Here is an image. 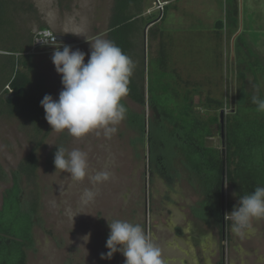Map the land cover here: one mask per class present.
I'll use <instances>...</instances> for the list:
<instances>
[{"label":"rangeland","instance_id":"1","mask_svg":"<svg viewBox=\"0 0 264 264\" xmlns=\"http://www.w3.org/2000/svg\"><path fill=\"white\" fill-rule=\"evenodd\" d=\"M29 4L31 11L18 7L11 13L16 24L15 40L24 48H30L25 47V38L40 24L54 32L72 35L76 44L65 45L84 52L85 63L90 43L98 38L107 39L113 0H30ZM162 4L161 0H144V16H151L150 22L158 23ZM225 7L226 0H174L166 7L162 23L148 26L145 34L147 24L144 26L139 42L144 64L163 48L167 69L181 76L182 85L184 82L198 85L204 94L208 92L211 97L221 99L223 108L209 111L217 117L220 110L231 112L230 62L225 57L217 63L221 47L215 38L217 33L221 34L216 23L224 22ZM149 28L156 30V39L148 36ZM87 31L100 36L88 40L84 36ZM54 50L45 48L36 53L33 62L48 95L57 99L62 85L51 61ZM243 57L248 61L255 56ZM246 65L235 62V98L242 87L252 97L260 90L264 92L261 85L256 91L251 77L255 73L264 81V65L251 62L252 67L248 65L251 75L245 70ZM239 72L242 75L246 72L243 80ZM198 100L195 96V103ZM121 103L126 108L125 117L115 125L117 131L110 138L105 137L103 130H94L76 139L67 130L52 131L46 120L42 124V133L46 129L49 132L36 151L39 207L32 229L33 245L26 249V264H124L125 258L119 252L111 259H101V254L108 251L107 222L116 219L141 225L146 236L160 248L164 264H193L195 254L191 246L197 250L194 253L199 264H264V218L253 219L242 235L233 233L228 215L238 202L233 191L224 183L222 215L217 196L210 199L205 195V188L185 166L181 155L169 147L159 125H150L148 107L124 97ZM33 133L31 126L21 119L0 116V166L7 175L6 180H0V206L4 191L12 185V173L40 139ZM207 145L220 148L218 129H214ZM56 147L87 153L88 175L83 181L75 182L69 174L55 170L49 156ZM163 167L166 175L162 174ZM99 171L109 172L110 178L94 184L90 177ZM19 185L23 197L28 198L23 178ZM86 189L95 193L90 201L84 195ZM222 224L224 238L220 240ZM188 233L194 241L183 238Z\"/></svg>","mask_w":264,"mask_h":264},{"label":"trees","instance_id":"2","mask_svg":"<svg viewBox=\"0 0 264 264\" xmlns=\"http://www.w3.org/2000/svg\"><path fill=\"white\" fill-rule=\"evenodd\" d=\"M29 1L0 0V116L21 119L31 126L35 138L40 137L35 148L17 165L11 176L12 185L2 196L0 264H26V249L33 245L32 229L39 207L36 184L39 162L36 151L43 145L44 137L49 132V129L43 133L41 131L45 112L40 105L48 93L33 62L34 55L26 54L28 49L18 45L15 40L16 24L11 17L18 7L31 11ZM166 7H162L158 23L164 20ZM144 13V0H113L106 37L129 56L134 65L128 94L124 98L141 107H148L150 125H159L164 136H167L165 141L169 147L181 155L185 166L205 188V195L210 199L217 196L220 212L222 182L237 198L251 193L258 186H264V113L256 110L257 105L252 102L253 97L248 96L245 87L240 88L234 111L224 116V138L220 148L208 146L207 140L213 136L214 129L220 133L219 119L216 115H210L209 111L222 109L223 102L211 97L208 92L204 94L198 85L189 82L182 85L181 76L167 69L163 48L144 64L139 42L144 26L152 18L144 16ZM216 25L221 26L222 22L218 21ZM225 25L234 29L237 26L236 0H226ZM45 28L48 29L45 24H40L38 29ZM32 35L25 38V47L31 45ZM156 35V30L149 28L151 40ZM238 75L244 79L242 73ZM253 80L258 91L259 84H264V81L257 78L255 73ZM5 86H9L13 92L24 89L25 93L18 102L7 105L3 100L8 93ZM256 95L264 98L262 90ZM195 96L199 98L197 103ZM129 115L131 117V113ZM56 150L54 148L50 153V162L54 160ZM162 174L166 175L165 167ZM6 178L0 166V180ZM21 178L27 183L28 198L23 197L19 185Z\"/></svg>","mask_w":264,"mask_h":264},{"label":"clouds","instance_id":"3","mask_svg":"<svg viewBox=\"0 0 264 264\" xmlns=\"http://www.w3.org/2000/svg\"><path fill=\"white\" fill-rule=\"evenodd\" d=\"M85 55L68 45L62 51L60 47L53 51L51 61L61 76L62 90L57 99L46 94L40 105L52 131L67 130L70 136L80 139L94 130H103L105 137L110 138L117 131L115 125L125 117L126 108L121 99L128 94L134 65L113 41L103 38L90 43L87 63ZM252 102L258 112L264 113V98L254 96ZM56 149L55 170L69 174L75 182L83 181L88 175L87 153L80 149ZM109 178V172L99 171L90 180L98 184ZM84 195L90 201L95 193L86 189ZM228 215L232 219V231L237 235L250 228L253 219L264 218V186L240 196ZM107 224L108 251L101 254V259H111L119 252L125 258L124 264H164L160 248L146 236L141 225L119 219Z\"/></svg>","mask_w":264,"mask_h":264},{"label":"crops","instance_id":"4","mask_svg":"<svg viewBox=\"0 0 264 264\" xmlns=\"http://www.w3.org/2000/svg\"><path fill=\"white\" fill-rule=\"evenodd\" d=\"M161 2L163 3V7L164 6L168 7L169 5L173 4L174 0H161ZM236 5L239 9L237 11L236 28L234 29L232 26L230 27L226 26L224 19L222 25L218 26L217 28L219 29L218 31H220L221 34L219 33H217L216 35L214 34L217 40L216 42L218 43L219 47H221V55H219L221 59L217 63L219 64L220 62H223V59H225V57H228L230 62L231 55H233L234 61L237 62L238 64L240 65L247 64L245 70L249 73L248 65L251 66V62L256 63L257 65L260 64L264 65V0H236ZM184 12L187 14L186 9ZM152 25H154V23H152L151 26ZM89 32L90 31L84 33L85 38H87L88 40L89 38L91 40L92 37L94 38L95 36L96 37L100 36V35H94V33L92 35ZM63 33L66 34L67 32L63 31ZM254 35L255 38H253ZM225 38H228L227 40H229L228 41L229 50H230L229 55L226 52L227 40H225ZM248 55H254L255 57H251V59L247 61L245 59L247 57H243V56H248ZM245 74L246 72L243 73L244 78L246 77ZM251 77L253 78V76ZM259 85L263 86L264 88V84H259ZM185 237L186 239H188V241L189 240L193 241L190 233H188V235L183 236V238ZM192 245L194 244L192 243ZM191 248L193 250V254H195L193 264H199L198 259L196 257V253H194V251L197 250L193 246H191ZM204 256L205 255L202 254L203 258ZM211 256L213 257L214 255ZM204 260H208V259L204 258Z\"/></svg>","mask_w":264,"mask_h":264},{"label":"water","instance_id":"5","mask_svg":"<svg viewBox=\"0 0 264 264\" xmlns=\"http://www.w3.org/2000/svg\"><path fill=\"white\" fill-rule=\"evenodd\" d=\"M156 21V20H155ZM152 22H149L145 28H144V34L146 33V28L150 26ZM56 35V39L59 43L62 44H76V39L68 34L54 32ZM234 85H235V61L233 55H231L230 59V96H231V111H234V102H235V94H234ZM25 93L24 89H20L16 92L7 93L4 95L3 100L5 104L11 105L19 101V99L23 96ZM226 115V112L224 110L219 111V124H220V137L221 142L224 138V116ZM220 203H221V212L223 215V202H224V182H222L221 185V191H220Z\"/></svg>","mask_w":264,"mask_h":264},{"label":"built area","instance_id":"6","mask_svg":"<svg viewBox=\"0 0 264 264\" xmlns=\"http://www.w3.org/2000/svg\"><path fill=\"white\" fill-rule=\"evenodd\" d=\"M163 4L159 9H162ZM44 42V43H43ZM47 43V44H45ZM65 44L59 43L56 39L55 33L50 29H37L33 32L32 42L30 48L27 50L26 54L35 55L38 52H41L45 48H57L63 49ZM5 89L8 93H12L13 91L9 88V86H5Z\"/></svg>","mask_w":264,"mask_h":264},{"label":"flooded vegetation","instance_id":"7","mask_svg":"<svg viewBox=\"0 0 264 264\" xmlns=\"http://www.w3.org/2000/svg\"><path fill=\"white\" fill-rule=\"evenodd\" d=\"M48 27V26H47ZM48 29H50L49 27H48ZM51 30V29H50ZM224 224H222V226H220V231H219V233H220V240L222 239L223 240V238H224V229H225V227L223 226ZM191 238H192V240L194 241V238L191 236ZM219 240V241H220Z\"/></svg>","mask_w":264,"mask_h":264}]
</instances>
